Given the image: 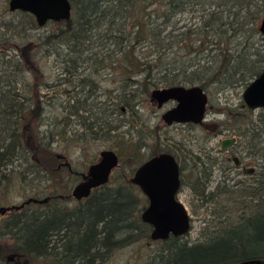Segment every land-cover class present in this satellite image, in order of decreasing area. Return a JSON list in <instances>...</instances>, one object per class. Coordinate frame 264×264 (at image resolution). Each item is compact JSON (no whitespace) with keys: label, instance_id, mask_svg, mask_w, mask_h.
I'll return each mask as SVG.
<instances>
[{"label":"trees","instance_id":"obj_1","mask_svg":"<svg viewBox=\"0 0 264 264\" xmlns=\"http://www.w3.org/2000/svg\"><path fill=\"white\" fill-rule=\"evenodd\" d=\"M69 1L71 19L48 21L54 29L42 40L33 41L28 38L29 32L39 27L34 16L21 10L10 11L8 0H1L4 8L0 21V203L13 181L26 187L31 182L29 175L36 178L41 172L46 173L45 179L55 183L57 190L56 184L62 183L63 178L58 180L53 173L62 168L48 170V157L41 153L52 150V143L58 138L72 143L89 136H108L123 124L122 119H117L120 115L128 113L137 121L140 117L135 107L147 100L153 103L152 89L199 85L208 96L213 89L246 86L264 68V34L259 35L260 47L252 41L264 14V0ZM195 7L201 10L199 20L183 25L181 30L175 17ZM6 13L18 14L20 18L7 21ZM168 26L170 29L164 34ZM105 44H112L116 55L98 58L96 48ZM40 49L47 55H62L58 84L74 81L73 89L81 87L76 92L81 97L76 98L75 94L70 97L73 103L60 104L52 128L43 131L39 127L44 124L46 106L52 97L44 100L39 93L43 75L35 55ZM205 51L208 59L200 57ZM83 53L94 55L96 65L118 71L120 85L114 96L109 91L108 104L87 103L89 96L95 95L97 85L89 78L90 72L78 79L82 74L78 72L80 64L91 58H83ZM105 58L110 63H103ZM240 107L243 111L221 107L227 121L217 132H233L243 163L255 166L250 183L240 186L243 180L231 182L234 178L229 173L233 166L226 165L227 178L211 187L212 167L227 160L208 154L204 159L192 150L185 151L182 143L183 147L167 146L158 134L160 125L150 131L155 137L150 144L144 133L137 130L136 138L116 151L119 166L114 171L120 167L124 154L133 159V172L144 160L160 152L176 157L181 186L188 185L202 203L217 208L212 211L215 223L204 228L199 239L170 236L166 240H151V225L139 215L146 206V198H142L145 204L140 207L135 195L137 186L129 182L128 174L121 175L119 184H111L113 171L109 182L79 200L75 209H67L63 204V200L73 198L70 185L64 183L60 186L62 193L28 197L47 198L46 202L31 201L0 214V264H97L139 241L146 242L149 248L155 244L140 264H242L257 260L264 264V109L254 117L252 110L243 104ZM101 108L109 113L98 116ZM81 111L87 116H81ZM71 117L82 118L79 123L84 128L79 136H66ZM88 119L95 120L86 122ZM114 120L117 124H113ZM146 148L145 155L142 149ZM54 155L57 158V153ZM15 162L17 169L13 167ZM66 170L70 177L78 174L67 166Z\"/></svg>","mask_w":264,"mask_h":264},{"label":"rangeland","instance_id":"obj_2","mask_svg":"<svg viewBox=\"0 0 264 264\" xmlns=\"http://www.w3.org/2000/svg\"><path fill=\"white\" fill-rule=\"evenodd\" d=\"M8 6V4H7ZM3 4L0 0V21H1V10L3 9ZM195 10L188 9L184 11L182 14H179L175 17L176 26L182 27L181 30H183L185 24L190 25V23H193L195 21H198L200 18L201 10H199L197 7L194 8ZM261 15L258 27L260 25V21L262 17ZM20 18V15L18 14H5V19L7 21H16ZM54 25L47 23L43 26H39L36 29H32L29 32L28 38L33 41H40L42 40L43 36L48 34L50 31L54 29ZM1 29V28H0ZM170 27L168 26L164 34H166L169 31ZM262 33L258 30V33L254 35L252 41H254L255 45L260 47V38ZM15 37V36H14ZM180 38V36H178ZM113 49L115 47L112 44H105L101 45L97 50L96 56H108L116 55L113 52ZM66 49L64 52L66 53ZM91 56V58H88L87 60L83 61L80 64V67L78 68V72H82L80 77L78 79L82 78L83 76H86L87 73H92V76L89 78L93 80L97 86H95L96 91H94V96H89V99L87 103L92 104L93 106L100 105V102H106L108 104L110 93L111 95H115L117 93V87H119V77H118V71L115 72V70H110L109 67L102 68L101 65L95 64V58L94 55L90 53H83L82 57L86 58L87 56ZM207 52L205 51L204 55H201L200 57L203 59H208L206 56ZM36 60L38 64L41 67L42 72V79L41 81L43 84L40 86L39 93L43 95L42 99H49L50 97V103L46 106V112L44 113V124H42L39 129L41 131L51 129L52 124L55 121V117L59 116V112L61 110L60 104H63L65 101L68 102V104L73 103V99H70V97L73 98V96L76 94L77 91H80L81 87L78 86L73 89V82H65L60 83L59 78L62 77L60 74L61 72V63L60 58L56 57L55 54H49L47 55L44 49H40L36 55ZM252 60H254V56L250 57ZM109 58H105L103 63H110ZM203 61V60H202ZM95 64V65H94ZM99 66V67H98ZM89 67V68H86ZM85 68V69H83ZM99 68L101 70H99ZM85 74V75H84ZM139 77V76H137ZM28 80H32V75L28 77ZM76 81V80H75ZM246 86L242 85H236L229 87L225 90L217 89L212 90L210 93H208V104H207V111L205 115V119L200 124H197L196 126H189L184 124H174L171 126L164 125V122L161 120V113L165 111L167 108L172 106L170 103L164 104L161 108H157L155 103H150L148 100L141 102L135 109L138 111V115L140 119L134 122L133 118L129 116L128 113L125 115L118 116L117 119H122L123 124L115 129L114 131L110 132V135L108 136H99V138L93 139L90 138L91 136L87 138H82L79 141H74L70 143L69 141L61 140L58 138L52 143V150H47L46 152L41 153V156L46 158L47 162L45 163V166L48 170L52 169H58L62 168L61 171L53 173V175H56L58 180H62V183L59 185L56 184L55 190V183L51 182L46 178V173L41 172L40 177H34L35 175H29L27 178L30 179L31 182L27 184L25 187L24 184L17 183L16 181H13V183L8 188V194L5 197V199H1V206H10V205H18L22 201H24L28 197H44L49 193L58 191L60 193L64 192L60 186H62L64 183L65 185L68 183L70 185V190L76 184L80 179L79 173L84 172L87 168V166L96 161L98 158V153L102 149H113L117 152L120 151L125 145V142L128 140H133L136 138L137 130H141L144 135L146 136L147 143H151L152 140L155 138L153 137L152 131L155 129L158 125H160V128L158 130V134L160 135V139L166 144L167 146H170L174 148V145L183 147L180 143H182L185 147V151H193L196 154L201 155V157H205L206 155H211L212 157L217 153L218 149H220L221 141L226 138H231L233 136V132L228 130H222V132L219 131L218 128H221L222 124H226L227 116L225 114V109H221L224 107H230L235 108L237 110L240 109L243 111V107H240L241 104L244 105L242 101V91ZM88 89V88H87ZM76 98L81 95L76 94ZM48 102V100H46ZM245 106V105H244ZM105 109V106L103 107ZM218 108L221 110L218 111ZM260 109H254L253 115L254 117L257 115ZM124 112V109H122ZM218 111V112H217ZM109 113V110L102 111V108L97 113L98 116H103ZM81 116H87L86 112L81 111ZM79 119H76L74 117L69 118L70 123L67 126V134L66 136H79L80 133L83 131V125L79 123ZM95 119L86 120V122L94 121ZM49 123V124H48ZM228 123V122H227ZM113 124H117V121L114 120ZM131 124H134V128H130ZM236 145V144H235ZM234 145V151L229 152L232 156L236 157V159L239 160L240 152L238 151L240 147ZM128 152V151H127ZM142 152L145 153V155L148 153V149L145 150L142 149ZM61 154L65 156V158L68 160L71 169L78 173L77 175H73L70 177L67 173L66 166L63 165V162L66 159L63 158H55L56 155L54 154ZM130 153V152H129ZM222 156V153H219V156ZM123 157H120V167L114 171L113 177L114 180H112L113 185H117L121 181V175L128 174V177L131 176L133 173L132 168L134 167V161L133 159L127 155H122ZM220 156V157H221ZM189 158V157H188ZM242 158V157H241ZM190 160L187 159V162ZM244 162V161H243ZM244 164V163H243ZM14 168L17 169L18 162H15L13 164ZM226 165L233 166V162L227 161L224 164H221L220 162H217L212 167V176H211V182L210 186L213 187L216 185L218 181H224V177L227 178L229 174L233 176V181H240L243 180V182H240V186L242 183L245 182H252L251 173L246 172V170H243V168H233L231 172L229 173L228 169H226ZM240 170L237 172V170ZM246 169H251L252 171H255V166L252 164H248L246 166ZM132 170V172H131ZM229 173V174H228ZM228 174V175H227ZM230 181V180H229ZM226 182V181H225ZM189 183V182H188ZM230 183V182H227ZM232 184V183H230ZM59 187V188H58ZM137 189H139L137 187ZM135 189V195L140 201V207H142L145 203L141 202L142 198L145 197L142 192ZM233 194H231V197ZM227 197V195H225ZM230 195L228 198H231ZM146 198V197H145ZM178 199L185 205L187 208V211L189 212V215L191 216V228L187 234L183 236L184 240H196L201 237V234L204 230V228H207L208 226L215 223L214 219V212L213 210L215 206H212L211 203H202L200 197L198 195H195L191 192L188 185H182L180 188V191L178 193ZM63 204L66 205L67 209H75L79 206L78 201L73 198H69L68 200H63ZM147 201V199L145 200ZM143 203V205H142ZM145 204V205H146ZM230 205V204H229ZM217 210V208L215 207ZM140 215V214H139ZM54 241V240H53ZM61 243V241H59ZM60 243H58L60 245ZM57 245V244H56ZM58 245V246H59ZM60 247V246H59ZM150 246L147 245L144 241H139L136 243L131 244L128 247H125L123 249L115 251L112 256L108 260H104L103 262L97 261V264H140L143 262V260L146 257V253L151 249L152 247H155V244ZM263 261H250L248 264H262ZM8 264V263H7Z\"/></svg>","mask_w":264,"mask_h":264},{"label":"water","instance_id":"obj_3","mask_svg":"<svg viewBox=\"0 0 264 264\" xmlns=\"http://www.w3.org/2000/svg\"><path fill=\"white\" fill-rule=\"evenodd\" d=\"M8 8L10 11L21 10L32 14L39 26L45 25L48 21H67L72 15L69 0H8ZM259 31L264 34V16L260 21ZM241 97L248 109H264V68L246 85ZM150 98L158 108L168 101L175 102L161 114V119L166 124H197L205 119L208 96L199 85L154 88ZM234 140V137L223 139L221 148L226 149ZM57 157L66 159L61 154ZM63 165L71 169L67 159ZM118 166L119 156L115 150L109 148L100 150L97 160L80 173L81 179L71 188L70 196L75 200L87 198L93 189L109 182ZM128 180L136 185L147 199L146 206L140 212V219L151 225L149 234L151 240H166L170 236H184L189 232L191 216L178 199L181 188L180 168L172 153L160 152L147 158L137 166ZM31 201L43 203L47 198H27L18 205L0 206V214L19 209Z\"/></svg>","mask_w":264,"mask_h":264},{"label":"flooded vegetation","instance_id":"obj_4","mask_svg":"<svg viewBox=\"0 0 264 264\" xmlns=\"http://www.w3.org/2000/svg\"><path fill=\"white\" fill-rule=\"evenodd\" d=\"M153 103H155L154 101H153ZM167 103H170V104H172V106L175 104V102L174 101H168ZM156 104V103H155ZM166 104V103H165ZM172 106H170V107H172ZM157 107V106H156ZM169 107V108H170ZM158 108V107H157ZM168 109V108H167ZM166 109V110H167ZM164 112V111H163ZM162 112V113H163ZM161 113V114H162ZM161 117V116H160ZM162 120V119H161ZM163 121V120H162ZM164 122V121H163ZM174 124H191V123H172V124H166L165 122H164V125H167V126H171V125H174ZM192 124H194V123H192ZM198 124V123H197ZM235 138V137H234ZM235 143H236V139L234 140V142L229 146V147H227L226 149H223V148H221V146H220V149H218V151H217V153L218 154H216L218 157H220L219 156V153H222V156L220 157L221 159H224V160H227V161H231V162H233V168H237V169H239V168H243V170H246V172H248V173H253L254 171H252L251 172V169H246V166L247 165H245V164H243V161H242V158L240 157L239 158V160L238 159H234V156H232L231 155V153L230 154H228L229 152H233L234 151V145H235ZM176 158V157H175ZM177 162L179 163V161L177 160ZM179 168H180V164H179ZM236 169V170H237ZM79 175H80V173H79ZM80 177H81V175H80ZM181 177V176H180Z\"/></svg>","mask_w":264,"mask_h":264}]
</instances>
